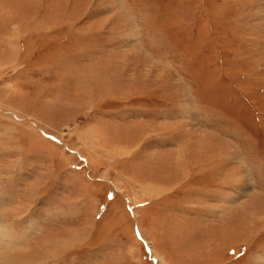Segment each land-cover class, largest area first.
Segmentation results:
<instances>
[{"label":"rangeland","instance_id":"rangeland-1","mask_svg":"<svg viewBox=\"0 0 264 264\" xmlns=\"http://www.w3.org/2000/svg\"><path fill=\"white\" fill-rule=\"evenodd\" d=\"M0 231V264H264V0H0Z\"/></svg>","mask_w":264,"mask_h":264},{"label":"bare ground","instance_id":"bare-ground-1","mask_svg":"<svg viewBox=\"0 0 264 264\" xmlns=\"http://www.w3.org/2000/svg\"><path fill=\"white\" fill-rule=\"evenodd\" d=\"M162 189H163V188H161V187H155V186L153 187V186H151V185H148V186H147V190H148L149 192H151L152 194L160 193V191H162ZM144 232H145V231H144ZM0 238H3V237L0 236ZM6 241H7V239H6ZM21 241H22V240H21ZM8 242H9V241H8ZM23 242H24V241H23ZM0 243H1V241H0ZM17 244H18V245H23L22 242H20V241H19ZM150 251L152 252V254H153V251H155V254L159 257V258H157V257H154L155 255H154V256L151 255L152 258H155V260H157V262H159V261H162V262H163V258H162L161 256L158 255V253H157L156 250L153 249V251H152V249L150 248ZM46 255H47V254H46ZM46 255L44 254V256H46ZM159 264H161V263H159ZM162 264H163V263H162Z\"/></svg>","mask_w":264,"mask_h":264},{"label":"crops","instance_id":"crops-1","mask_svg":"<svg viewBox=\"0 0 264 264\" xmlns=\"http://www.w3.org/2000/svg\"><path fill=\"white\" fill-rule=\"evenodd\" d=\"M0 236L1 237H3V238H1V244H0V246L3 244V242H5L6 241V239H7V237H6V235L2 232V231H0ZM9 241V243L11 242H13V241H11V240H8L7 239V242ZM17 244V243H16Z\"/></svg>","mask_w":264,"mask_h":264},{"label":"trees","instance_id":"trees-1","mask_svg":"<svg viewBox=\"0 0 264 264\" xmlns=\"http://www.w3.org/2000/svg\"><path fill=\"white\" fill-rule=\"evenodd\" d=\"M155 249V248H154Z\"/></svg>","mask_w":264,"mask_h":264}]
</instances>
